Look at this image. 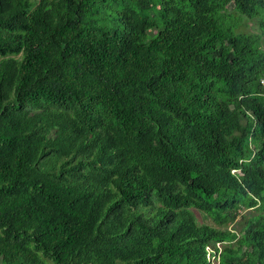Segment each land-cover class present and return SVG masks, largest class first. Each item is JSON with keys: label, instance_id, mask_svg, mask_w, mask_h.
Segmentation results:
<instances>
[{"label": "trees", "instance_id": "obj_1", "mask_svg": "<svg viewBox=\"0 0 264 264\" xmlns=\"http://www.w3.org/2000/svg\"><path fill=\"white\" fill-rule=\"evenodd\" d=\"M217 242L264 264V0H0V264Z\"/></svg>", "mask_w": 264, "mask_h": 264}, {"label": "rangeland", "instance_id": "obj_2", "mask_svg": "<svg viewBox=\"0 0 264 264\" xmlns=\"http://www.w3.org/2000/svg\"><path fill=\"white\" fill-rule=\"evenodd\" d=\"M38 2V0H33V4H36ZM247 22V28H246V30H249V31H256V29H255V26H253V23L252 22H250V21H246ZM244 213V212H243ZM243 213H242V215H243ZM250 213H252V211H245V213L244 214H250ZM211 222V221H210ZM241 222V221H240ZM212 223V222H211ZM237 224H235V230H238L239 228V226H238V224L240 225V223L239 222H236ZM232 226V225H231ZM231 226H229V228L231 227Z\"/></svg>", "mask_w": 264, "mask_h": 264}, {"label": "clouds", "instance_id": "obj_3", "mask_svg": "<svg viewBox=\"0 0 264 264\" xmlns=\"http://www.w3.org/2000/svg\"><path fill=\"white\" fill-rule=\"evenodd\" d=\"M232 172H234V170L232 171ZM237 172H239V171H237ZM219 244V247L217 246ZM207 247H210V248H212L211 246H206V248ZM215 247L218 249L217 251H214V249H213V251H214V254H215V263L214 264H219V257H220V252H221V248H222V244H221V242H217L216 244H215ZM207 251V250H206ZM207 255H208V252H207ZM210 261V260H209ZM212 263V262H211ZM213 264V263H212Z\"/></svg>", "mask_w": 264, "mask_h": 264}, {"label": "built area", "instance_id": "obj_4", "mask_svg": "<svg viewBox=\"0 0 264 264\" xmlns=\"http://www.w3.org/2000/svg\"><path fill=\"white\" fill-rule=\"evenodd\" d=\"M217 246L219 247V244ZM206 250L208 252L207 257L209 258L210 262H212L214 264L215 263V255H214L213 249L210 247H207Z\"/></svg>", "mask_w": 264, "mask_h": 264}]
</instances>
